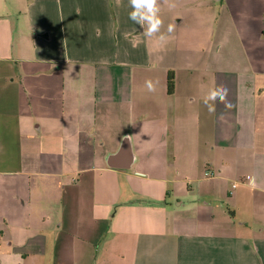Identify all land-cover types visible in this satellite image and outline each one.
<instances>
[{
  "label": "crops",
  "instance_id": "1",
  "mask_svg": "<svg viewBox=\"0 0 264 264\" xmlns=\"http://www.w3.org/2000/svg\"><path fill=\"white\" fill-rule=\"evenodd\" d=\"M159 7L0 0V264H264V0Z\"/></svg>",
  "mask_w": 264,
  "mask_h": 264
},
{
  "label": "clouds",
  "instance_id": "2",
  "mask_svg": "<svg viewBox=\"0 0 264 264\" xmlns=\"http://www.w3.org/2000/svg\"><path fill=\"white\" fill-rule=\"evenodd\" d=\"M165 2H168V0H165ZM119 3L120 0H117V4ZM129 4L132 8V11L129 13V19L144 28V35L151 38L159 33L157 37L158 42L166 43L169 36L161 33V28L163 27L164 22L159 15L161 11L159 0H129ZM169 6L175 7V4L170 3ZM174 30L175 25L170 23L167 26V33L171 34ZM145 84L149 92H154L156 90V84L152 80L146 81ZM227 94L228 90L224 87H213L208 91L204 96V103L207 106L209 113L215 112V101L217 100L221 103H225L226 107H231L230 103H226ZM210 101L212 103H209ZM249 180L251 183H255L254 177H249Z\"/></svg>",
  "mask_w": 264,
  "mask_h": 264
},
{
  "label": "trees",
  "instance_id": "3",
  "mask_svg": "<svg viewBox=\"0 0 264 264\" xmlns=\"http://www.w3.org/2000/svg\"><path fill=\"white\" fill-rule=\"evenodd\" d=\"M173 87H174V75H173V72H171L169 74V77H168V89H169V91H172Z\"/></svg>",
  "mask_w": 264,
  "mask_h": 264
},
{
  "label": "built area",
  "instance_id": "4",
  "mask_svg": "<svg viewBox=\"0 0 264 264\" xmlns=\"http://www.w3.org/2000/svg\"><path fill=\"white\" fill-rule=\"evenodd\" d=\"M249 177H251V176H247V177H246V180H245V181L248 182V183L250 182ZM250 183H251V182H250ZM236 186H237V184L235 183V184H234V187H236Z\"/></svg>",
  "mask_w": 264,
  "mask_h": 264
},
{
  "label": "water",
  "instance_id": "5",
  "mask_svg": "<svg viewBox=\"0 0 264 264\" xmlns=\"http://www.w3.org/2000/svg\"><path fill=\"white\" fill-rule=\"evenodd\" d=\"M128 146H127V144L126 145H124V148H127Z\"/></svg>",
  "mask_w": 264,
  "mask_h": 264
}]
</instances>
